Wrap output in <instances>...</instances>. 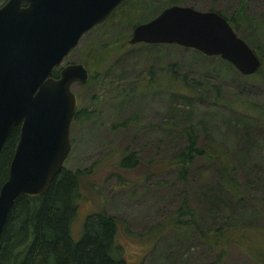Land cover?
Segmentation results:
<instances>
[{"label":"rangeland","instance_id":"obj_1","mask_svg":"<svg viewBox=\"0 0 264 264\" xmlns=\"http://www.w3.org/2000/svg\"><path fill=\"white\" fill-rule=\"evenodd\" d=\"M148 1V5L131 12L128 20L121 21L110 31L97 24L65 55L63 63L79 61L87 50V44L96 47L104 44L110 49L122 36L127 39L132 25L144 17H154L166 0ZM178 2L199 10H220L228 17L234 16L243 5L245 14L263 16L264 27L263 0ZM238 32L242 34V29ZM256 43L260 48L259 51L256 49L257 55L263 59L262 71L259 77L248 80L233 65L232 68L226 66L217 58L213 61L212 58L195 59L196 54L187 47L167 45L161 49L155 45L154 48H142L134 43H125L110 52L98 67H89V74L96 72L95 78L87 83L77 81L71 84L76 95V110H92L89 118L70 122L71 149L64 162L68 169H91L83 177L82 193L72 223L74 238L79 236L85 214L104 210L123 219L119 224L117 242L129 264H201L210 259L213 249L201 242L192 229L174 231L166 228L152 241L146 232L151 225L162 222L168 210L174 209L185 194L192 205L199 207L197 203L200 201L195 198L199 185L211 179V176H200L192 183L183 184L173 177V169L166 166L167 159L184 143L179 128L183 123L199 121L202 124L199 125L200 141L215 139L226 143L235 140L234 130L224 126L222 121L227 120L226 103L237 92L246 103L262 105L264 118V37H258ZM171 61L176 63L178 73H185L189 78L207 77L210 82L217 83L225 105L224 102L222 105L213 104V95L208 92L196 94V98L171 94L170 88L165 86L167 76L163 75L167 62ZM220 63L224 72L218 68ZM148 70L152 72L151 76ZM186 101L189 103L183 104ZM185 112H190L187 119L181 117ZM124 119H127L124 126L117 124ZM260 122L264 124L263 120ZM130 151L136 164L120 166V159ZM248 151L251 158L260 155L253 145ZM216 225L217 222L213 224ZM258 261L254 262L245 249L232 243L227 246L221 264H262Z\"/></svg>","mask_w":264,"mask_h":264},{"label":"trees","instance_id":"obj_2","mask_svg":"<svg viewBox=\"0 0 264 264\" xmlns=\"http://www.w3.org/2000/svg\"><path fill=\"white\" fill-rule=\"evenodd\" d=\"M4 2L5 0H0V5ZM176 3H179L178 0H166L164 5H160V10L165 5ZM148 4V0H126L108 19L98 24V27L102 26L110 31L120 25L121 21L128 20L131 12ZM242 9L243 5L239 6L234 16L230 17L222 14L220 10L216 11L227 18L237 34L258 54L257 50L260 48L256 40L264 37L263 16L253 17L245 14ZM152 16L144 17L134 24L151 19ZM241 29L242 34H239ZM92 31L93 28L86 33L90 34ZM126 40L122 36L110 49L104 44L98 47L87 44V50L79 62L87 70L91 65L98 67L106 56H110V52L128 43ZM134 44L142 48H154L155 45H159L161 49L167 45L184 47L175 43ZM189 49L196 54L195 59L212 58L213 61L217 58L218 61L226 63V66H232L228 60H223L218 55L209 56L194 48ZM262 60L261 58V64ZM167 63L163 75L167 76L164 80L165 86L170 88L171 94L196 98V94L203 95L208 92L213 95V104L222 105L224 102L223 106L225 105L217 83L210 82L207 77L189 78L185 73L176 71V63ZM207 64L215 65L214 62ZM219 66L220 72H224L221 63ZM261 69L260 66L255 73L245 75V79L259 77ZM95 73L93 71L89 74L88 71V80L85 83L95 78ZM57 74L58 68H55L53 76ZM148 75H152L150 70ZM188 103L186 101L183 104ZM226 106L227 120L222 122L224 126L234 130L235 140L226 143L215 139L200 141L199 125L202 124L199 121L183 123L179 128L184 143L166 161V166L173 169V177L183 184L211 176V179L199 185L195 197L200 201L197 203L199 207L192 205L191 199L185 194L174 209L168 210L162 222L151 225L146 236L152 241L153 237L156 238L166 228L174 231L192 229L201 242L213 249L210 259L201 264H221L227 246L232 243L245 249L254 262L259 260L264 264V124L260 122L264 121L263 109L262 105L255 102L246 103L239 92ZM189 113L185 112L181 117L187 119ZM91 114V109H78L75 110L72 120L87 119ZM126 120L117 124L124 126ZM18 134L19 126H14L1 149L0 187L7 178ZM251 145L258 149L259 157H250L248 150ZM132 153L130 151L122 157L119 165L136 164ZM196 164L199 165L197 168ZM90 172V168L68 169L63 165L47 191L36 196L24 194L14 201L3 227L0 264H129L117 242L119 224L123 223L119 215L109 214L104 210L89 212L83 218L79 236H72V223L82 193L83 177ZM198 175L199 177H195ZM215 222L217 225L213 226Z\"/></svg>","mask_w":264,"mask_h":264},{"label":"water","instance_id":"obj_3","mask_svg":"<svg viewBox=\"0 0 264 264\" xmlns=\"http://www.w3.org/2000/svg\"><path fill=\"white\" fill-rule=\"evenodd\" d=\"M124 1L5 0L0 5V152L19 126L0 187V250L14 201L47 191L71 149L69 129L77 107L71 84L85 83L88 70L79 61L63 64L65 55ZM131 30L129 44H180L218 55L243 75L261 66L254 49L215 9L169 4Z\"/></svg>","mask_w":264,"mask_h":264},{"label":"flooded vegetation","instance_id":"obj_4","mask_svg":"<svg viewBox=\"0 0 264 264\" xmlns=\"http://www.w3.org/2000/svg\"><path fill=\"white\" fill-rule=\"evenodd\" d=\"M74 49V48H73ZM64 64V63H63ZM58 68V67H57ZM59 69V68H58Z\"/></svg>","mask_w":264,"mask_h":264}]
</instances>
